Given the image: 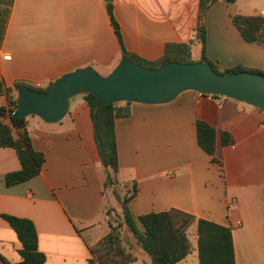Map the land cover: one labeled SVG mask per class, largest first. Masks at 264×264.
<instances>
[{
  "label": "crops",
  "instance_id": "obj_1",
  "mask_svg": "<svg viewBox=\"0 0 264 264\" xmlns=\"http://www.w3.org/2000/svg\"><path fill=\"white\" fill-rule=\"evenodd\" d=\"M198 2L0 0V56L10 57L0 58V83L3 88L18 81L43 89L86 66L108 74L121 55L107 3L125 49L157 60L167 43L192 40ZM235 14L264 17V0H215L204 20L206 57L219 71L237 65L264 71V50L241 38L231 21ZM192 46L200 56V45ZM0 107H7L3 94ZM128 108L129 115L114 122L117 178L135 184L126 205L137 227L140 215L181 211L228 227L234 264H264V112L190 90L168 103H129ZM25 120L32 147L44 162L34 178L6 187L4 175L19 163L13 149L0 147V256L9 264L20 261V243L1 217L11 215L33 223L43 264H89V246L109 231V216H119L121 206L102 187L88 103L81 93L69 100L67 115L57 123L35 116ZM199 120L215 129L216 162L197 144ZM221 132L231 137L229 145H221ZM186 235L192 250L176 264H198L195 223ZM134 254L136 260L125 264H150L146 253Z\"/></svg>",
  "mask_w": 264,
  "mask_h": 264
},
{
  "label": "trees",
  "instance_id": "obj_2",
  "mask_svg": "<svg viewBox=\"0 0 264 264\" xmlns=\"http://www.w3.org/2000/svg\"><path fill=\"white\" fill-rule=\"evenodd\" d=\"M215 0H199L197 8L196 25L193 38L188 43H167L161 58L148 61L128 52L122 42L119 26L112 14V5L107 3L109 22L120 45L121 57H126L134 63L146 68H156L166 62L179 63L195 62L191 58L190 47L197 43L200 45V56L196 62L208 63L217 73L247 71L260 73L264 71L247 69L237 65L231 69L219 71L205 55V15ZM233 3L235 0H225ZM233 26L241 38L255 44L264 50V17L260 15L235 14L231 18ZM1 35V31H0ZM46 92L50 86L35 89L22 82H14L11 87L3 88L0 83V95L7 100V107H0V147L11 148L16 154L19 168L4 175L3 182L6 187L26 182L39 174L44 162L41 152L35 151L31 144L26 120L23 117H14L11 112L16 106V92L22 87ZM88 103L93 127V135L97 147L100 163L103 167L104 181L102 187L111 191L112 196L121 206L120 215L116 225L109 222V231L95 244L89 246V264H125L136 260L135 250H140L149 256L150 264H176L192 250L186 231L195 223L196 251L198 264H234V251L231 232L228 227L209 222L204 219H195L193 216L177 210L158 213H148L137 217L140 228L137 227L127 209V202L134 196L136 189L134 182L120 183L117 148L115 140L114 122L118 118L129 115L128 105L123 102L96 107L92 95L83 93ZM216 97V96H212ZM196 140L198 146L214 158L215 129L204 121H196ZM221 145L231 143V137L221 132ZM119 190H124L120 195ZM15 233L20 243V261L16 264H43L45 256L37 249V234L33 223L24 218L11 215H1ZM126 230L131 237L132 245L126 247L120 229ZM4 264H9L0 256Z\"/></svg>",
  "mask_w": 264,
  "mask_h": 264
},
{
  "label": "water",
  "instance_id": "obj_3",
  "mask_svg": "<svg viewBox=\"0 0 264 264\" xmlns=\"http://www.w3.org/2000/svg\"><path fill=\"white\" fill-rule=\"evenodd\" d=\"M188 90L224 96L264 112V76L260 73L219 74L204 62L170 61L146 68L121 57L105 76L86 66L60 75L46 92L20 87L11 115L35 116L44 123L54 124L67 115L69 100L81 93L92 95L95 106L100 107L118 102L163 104Z\"/></svg>",
  "mask_w": 264,
  "mask_h": 264
},
{
  "label": "rangeland",
  "instance_id": "obj_4",
  "mask_svg": "<svg viewBox=\"0 0 264 264\" xmlns=\"http://www.w3.org/2000/svg\"><path fill=\"white\" fill-rule=\"evenodd\" d=\"M198 56H199V50H198V47L196 46H192L191 47V57H192V60H194L196 62V60L198 59ZM215 66V65H214ZM217 68V67H216ZM248 69V68H247ZM102 76H105V75H102ZM111 203L113 204L114 203V200L111 198L110 199ZM110 214V213H109ZM109 219H110V222L113 224V225H116L117 224V221H118V216H116L114 213H112L111 216H109ZM120 232H121V236H122V239L124 240V245L126 247H128V245H132L133 246V243L131 242V237L129 236V234L126 232V230L124 229H120ZM188 235L189 237H191L192 233L191 231H188ZM138 250H135V252H137Z\"/></svg>",
  "mask_w": 264,
  "mask_h": 264
},
{
  "label": "built area",
  "instance_id": "obj_5",
  "mask_svg": "<svg viewBox=\"0 0 264 264\" xmlns=\"http://www.w3.org/2000/svg\"><path fill=\"white\" fill-rule=\"evenodd\" d=\"M261 14H262V13H261ZM0 58H1L2 60H9V59H10L9 55H2V54H1ZM199 95H203V94L199 93ZM206 96H211V95H206Z\"/></svg>",
  "mask_w": 264,
  "mask_h": 264
}]
</instances>
